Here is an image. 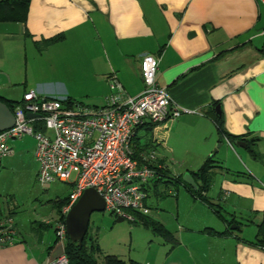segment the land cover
<instances>
[{"label": "crops", "instance_id": "0c3cea01", "mask_svg": "<svg viewBox=\"0 0 264 264\" xmlns=\"http://www.w3.org/2000/svg\"><path fill=\"white\" fill-rule=\"evenodd\" d=\"M57 35L63 39L37 49L36 44ZM85 41L99 42L100 53L85 51ZM263 45L264 0H30L23 24L0 23V97L19 101L31 90L101 107L109 95L110 74L125 96L140 93L139 62L151 55L158 60L156 85L166 90L177 108L188 112L148 136L137 128L135 136L140 143L150 140L148 150L174 176L195 171L212 155L226 171L214 170L205 197L226 221L244 220L252 226L248 236L238 233L249 242L264 211V56L256 51ZM18 86L21 95L14 98ZM216 102L224 131L257 139L260 159L251 158L244 147L235 152L236 142H218L206 114ZM23 138L18 145L9 143L13 154L2 159L0 167L13 166L29 155L36 166L34 145L27 151ZM240 165L241 176L230 178L228 174ZM178 198L176 193L175 203ZM220 222L224 228L219 230L203 221L187 228L177 225L167 264H264L263 251L234 235L218 237L202 231L223 232L225 224ZM47 227L38 223V229ZM13 230L12 244L0 248V264H49L63 254V241H56L54 234L42 250L40 235L26 240L27 247L14 222Z\"/></svg>", "mask_w": 264, "mask_h": 264}, {"label": "built area", "instance_id": "2783aa9c", "mask_svg": "<svg viewBox=\"0 0 264 264\" xmlns=\"http://www.w3.org/2000/svg\"><path fill=\"white\" fill-rule=\"evenodd\" d=\"M157 63L151 55L141 57L142 89L135 97L125 96L115 75H108L109 95L101 107L74 102L65 105V98L23 92L12 113V127L0 132V161L13 154L9 140L28 136L34 141L38 186L43 190L56 182L69 186L63 215L84 189L91 188L102 199L104 210L118 218L134 223L136 216H147L143 189L168 167L153 150L134 158L130 139L145 123L156 130L188 112L177 108L166 90L156 85ZM26 114L35 116L26 118ZM0 227V245L12 244L11 219L1 221ZM53 231L58 241L64 240L63 223L55 222ZM49 264H67L66 257L61 254Z\"/></svg>", "mask_w": 264, "mask_h": 264}, {"label": "rangeland", "instance_id": "374dc122", "mask_svg": "<svg viewBox=\"0 0 264 264\" xmlns=\"http://www.w3.org/2000/svg\"><path fill=\"white\" fill-rule=\"evenodd\" d=\"M83 49L91 54L100 53L99 42L95 41H85ZM20 95L21 87H15L13 97L18 98ZM18 141L9 140V143L18 145ZM33 142L30 137L25 136L21 143L24 149L27 148V151H30V147L34 145ZM232 148L235 152H239L242 147L233 145ZM35 168L37 165L35 166L33 160L30 159V155L25 160L21 158L13 166L0 167V219L3 218V221L10 218L12 224L14 222L17 235L25 241H34L40 235V247L43 250L53 240L56 217L53 201L65 196L68 186L56 182L46 190L41 189L35 181ZM233 170L228 176L232 179L239 178L241 174L238 172H241L239 171L241 165L239 169ZM176 173L179 172L176 171ZM176 193L179 196L177 203H175ZM192 201L197 200H192L182 189L175 190L169 184H158L154 191L149 189L146 192L144 204L149 210L147 217L161 224L172 236L177 225L193 227L200 221L204 222V226L214 230L224 228L220 220L210 210L200 207L197 202L195 204ZM213 209L215 210V208ZM8 213H10V217L6 216ZM221 214L223 215L222 212ZM116 218L115 214L105 210L91 213L89 216L87 235L94 239L99 249V253L95 255L97 263H101L105 256H115L123 264L168 263L170 253L168 243L141 226L136 218L134 223L125 220L118 222ZM194 219L198 220L196 224ZM38 223L49 224V227L38 229ZM32 227L38 233L31 231ZM232 231L233 235L237 237L239 231L248 236L250 231L252 232V226L242 220L240 230ZM26 242V246L29 247L30 243ZM60 242L62 243V241Z\"/></svg>", "mask_w": 264, "mask_h": 264}, {"label": "trees", "instance_id": "16d2710c", "mask_svg": "<svg viewBox=\"0 0 264 264\" xmlns=\"http://www.w3.org/2000/svg\"><path fill=\"white\" fill-rule=\"evenodd\" d=\"M30 0H0V23H13V24H23L26 18V12L28 8ZM63 39L62 35H57L52 37L48 40L42 41L41 44H36L38 50H41L43 47L49 46L51 44L57 43ZM256 51L260 54V56H264V45ZM0 102L4 103L8 110L13 113L14 108L19 104V101H11V100H4L0 97ZM73 102L72 100L65 98V105ZM76 103V102H75ZM218 108V103H213L209 108V111L206 113L211 122L214 125L215 132L218 136V142L226 141L229 144H232L237 141H241L244 143V149L250 155L251 158L257 160L260 159L261 155L258 154L255 150V145L257 139L252 138L249 140L242 139L241 137L231 136L224 131L223 128V120L221 116L220 109L215 112L214 108ZM152 124H143L142 126L138 127V129L142 128L146 136H148L152 131ZM35 128V126L33 127ZM130 147L133 152L134 158H137L141 152H144L150 148H152V144L150 140H146L145 143H140L134 135L130 139ZM213 156L207 157L202 164L195 170L189 171V175L192 178L196 188L192 189L187 184H185L182 179L181 175L172 176L167 170L160 171L157 173L158 178L152 179L149 184L143 189L146 193L149 189L153 191L156 189L158 184H169L175 190L183 189L185 190L188 195L191 197L192 200H197L200 203L206 205L208 208L211 209L212 213L222 220L225 224V230L223 232H216L212 229L205 228L202 231L210 236H223L225 234L233 235V231L229 230V227L232 225L238 226V228L234 229V231L238 232L240 230L241 222L234 221L230 219L226 221L220 214L218 210H214L208 202V199L205 197L206 192L208 191L212 176L214 174V170H223V167L212 159ZM68 193V192H67ZM67 204V194L62 198H58L53 201V207L56 210L57 215V222L63 223L64 215L61 213V209L63 206ZM10 217V213L6 215ZM136 220L146 229H149L152 234L161 237L166 243L170 245L175 244V240L171 233H169L161 224L155 222L148 218L147 216H136ZM2 219H0V222ZM1 230V227H0ZM54 234V231H53ZM55 237V235H54ZM237 241L242 242L243 244L256 248L260 251L264 252V211L260 214V221L257 225H255V234L253 239L249 242L240 239L237 236H234ZM55 240L57 238L55 237ZM6 245H0V248L5 247ZM99 253V249L92 237L87 235V231L80 243L77 245L76 243H71L67 236L64 237L63 240V254L66 257L67 264H123L115 256H105L103 257V261L101 263H97L95 260V255Z\"/></svg>", "mask_w": 264, "mask_h": 264}, {"label": "water", "instance_id": "95a60500", "mask_svg": "<svg viewBox=\"0 0 264 264\" xmlns=\"http://www.w3.org/2000/svg\"><path fill=\"white\" fill-rule=\"evenodd\" d=\"M218 110L215 107L214 111ZM35 115L26 114V118H33ZM13 125V115L5 106L4 103L0 102V132L8 130ZM238 147H244V143L241 141H237L235 143ZM219 145H217L218 147ZM182 181L187 184L192 189H195L196 186L190 177L189 173L185 172L182 177ZM104 211V205L102 199L95 193V191L91 188H86L83 190L78 199L74 202V204L69 208V210L64 215V228L65 235L71 243H76L80 245L86 231L89 216L91 213H98ZM116 221L120 222L122 219L116 218ZM238 228V226H230L229 230H234Z\"/></svg>", "mask_w": 264, "mask_h": 264}]
</instances>
